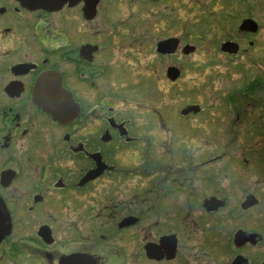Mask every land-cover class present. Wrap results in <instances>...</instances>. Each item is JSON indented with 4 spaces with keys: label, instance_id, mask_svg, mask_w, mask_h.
Instances as JSON below:
<instances>
[{
    "label": "flooded vegetation",
    "instance_id": "flooded-vegetation-1",
    "mask_svg": "<svg viewBox=\"0 0 264 264\" xmlns=\"http://www.w3.org/2000/svg\"><path fill=\"white\" fill-rule=\"evenodd\" d=\"M37 1L0 0V264H264V125L240 106L264 95V80L246 76L224 96L172 87L196 51L186 36L158 40L124 19L104 37L100 8L107 21L103 3L120 0L95 11V0ZM224 2L221 33L237 19ZM245 20L236 36L248 40L259 27L241 30ZM167 41L169 55L158 50ZM125 48L168 60L171 90L152 87L155 65L126 84ZM219 51L244 53L228 39ZM133 86L148 99L112 106ZM45 97L68 99L74 117L54 119Z\"/></svg>",
    "mask_w": 264,
    "mask_h": 264
},
{
    "label": "rangeland",
    "instance_id": "rangeland-1",
    "mask_svg": "<svg viewBox=\"0 0 264 264\" xmlns=\"http://www.w3.org/2000/svg\"><path fill=\"white\" fill-rule=\"evenodd\" d=\"M232 1L233 11L237 13L235 16L237 19L234 20V25L225 27L228 29L225 30V33L217 30L219 25L215 21L216 16L220 17L222 10L226 8L224 0H149L147 2L120 0L114 3H103L102 6L108 10V13H106L107 21L105 20L104 9L100 8L99 19L94 24V27H97L100 32L102 31L105 37L111 33V24H116L119 20L130 19L134 24L139 21L140 24L137 23L141 29H151V33H154L158 40L171 35L186 36L189 44L195 46L196 51L188 57L184 64H181L184 74L180 81L172 87L185 86L189 90L191 88L194 90L205 89L207 92L209 90L211 92L215 91L217 96H224L242 89L248 78L258 77L264 80V0ZM245 18H251L259 27L258 33L248 40L240 35L236 36V28ZM171 21H173L174 25L171 30H168L166 26ZM210 26L211 29L215 26L216 32L214 34H206L203 40L195 39L194 35L198 31L202 32L203 27L207 28ZM139 32L141 33V30ZM227 39L237 42L243 48L244 53L232 57L221 54L219 45ZM250 41L254 43L252 47L248 46ZM113 50L116 51V49ZM118 58L120 64L124 62L129 64V70L126 69L124 74L126 84H134L139 79H145L150 76L151 72L148 71L147 67L152 68L155 65L157 78L154 74L150 76L156 80V85L152 87L162 93H167L171 90V84L165 79V70L169 66L168 60L155 59L146 50L128 48L121 50ZM135 60L137 64L134 62ZM136 88L137 86L135 88L133 86L131 89L126 87L121 94L120 100H116L117 103H112V106L116 105L117 109L122 110L125 108L122 104L123 100H147L148 98L145 99L142 96L144 95V90L145 93L149 91L148 87L143 90ZM253 99L255 101L253 100L240 106L243 109H247L246 114L248 117L253 118L255 122L253 126L257 125V123L264 125V95L258 93ZM159 101L158 97L156 106H159ZM194 101L202 102L200 96L195 97ZM255 139L264 140V134L255 137ZM257 150H264V143H260L258 146L254 143V152ZM234 152L241 154L240 150ZM254 154L256 160L258 158L256 156L257 152ZM255 180L256 177H254Z\"/></svg>",
    "mask_w": 264,
    "mask_h": 264
},
{
    "label": "water",
    "instance_id": "water-1",
    "mask_svg": "<svg viewBox=\"0 0 264 264\" xmlns=\"http://www.w3.org/2000/svg\"><path fill=\"white\" fill-rule=\"evenodd\" d=\"M98 0H95L93 2V9L95 11V5ZM44 1H37V4L42 5ZM241 30L244 31H249V32H255L257 29V25L251 21V20H245L242 22L240 26ZM176 41H167L163 42L159 45L158 50L160 53L163 54H171L175 51L176 49ZM193 51V48H187L184 50V53H191ZM222 52H227V53H236L237 52V46L232 43H225L221 47ZM175 74V73H174ZM44 102V108L45 111L49 112V114L56 120L58 121H63V120H70L72 117H74L76 111L75 107L70 103V101L66 98H51V97H45L42 99ZM1 229V226H0ZM1 230H0V235H1Z\"/></svg>",
    "mask_w": 264,
    "mask_h": 264
}]
</instances>
